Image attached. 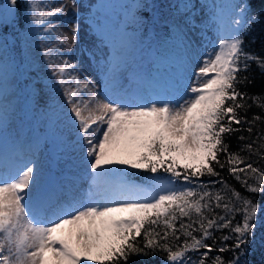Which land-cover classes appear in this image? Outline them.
<instances>
[{
  "label": "snow or ice",
  "instance_id": "6c2138e0",
  "mask_svg": "<svg viewBox=\"0 0 264 264\" xmlns=\"http://www.w3.org/2000/svg\"><path fill=\"white\" fill-rule=\"evenodd\" d=\"M8 2L13 7L18 4V0ZM71 3L76 6V0ZM196 7V0H186L177 6L179 19L164 21L169 36L186 54L195 47L189 33L197 26ZM235 7L238 12L229 34L219 36L202 58L186 55L179 77L165 95L145 94L122 83L126 72L130 81L137 80L126 58L135 33L121 29V43L113 46L107 70L112 96L107 99L98 97L91 81L81 84L73 75L78 66L70 60L61 58L56 63L57 50L48 48L45 55L55 83L35 77L29 85L30 98L41 120L66 131L59 139L69 153V170L63 182L45 190L33 159L10 167L9 153H0V264H129L132 256L158 253H166L164 264H206L213 251L234 254L227 261L215 255L211 264H247V245L255 240L264 206L223 180L216 181L222 185L218 192L197 183L204 176L219 177L216 166H227L249 192H264V169L240 154L264 160V131L251 137L254 126L264 123V115L249 119L246 114L253 106L264 112V95H249L239 87L251 83L241 73L248 72L253 62L264 72V56L250 54L243 47L245 28L250 29V22L259 16L248 15V4ZM27 10L26 38L29 32L57 31L54 18L63 16L67 5L27 0ZM133 22L139 28L151 20L134 18ZM4 23L0 19V27ZM79 33V25H72V45ZM0 41L6 37L0 35ZM57 43L69 45V39L64 35ZM8 48L6 42L0 43L5 80ZM24 60L21 49L20 63ZM61 96L63 103H58ZM14 111L5 88L0 92V132H7ZM236 133H241L239 141L250 142L241 144L239 151H230L228 139ZM73 168L90 178L87 189L79 187V177L71 175ZM137 172L149 174L142 184L128 178ZM249 179L255 182L249 184ZM224 192H231V197ZM217 208L225 215L216 214ZM238 213L241 221L234 224ZM223 229L230 231L223 241L234 239L231 247L206 243L210 239L215 243L213 230ZM197 232L199 236L194 235ZM181 236L184 240L176 243ZM190 252L199 256L194 258Z\"/></svg>",
  "mask_w": 264,
  "mask_h": 264
},
{
  "label": "rangeland",
  "instance_id": "374dc122",
  "mask_svg": "<svg viewBox=\"0 0 264 264\" xmlns=\"http://www.w3.org/2000/svg\"><path fill=\"white\" fill-rule=\"evenodd\" d=\"M168 1L167 18L169 21L179 19L177 6L186 0ZM237 1L196 0L197 26L189 33L191 40L195 41V47L187 54L172 40L168 34L169 29L158 18V27L161 29L154 30L145 40L138 39L137 35L132 37L133 44L127 49L126 58L129 70L137 72V80L130 81L126 72L121 76L122 83L139 88L145 94H167L180 75L181 63L186 55L202 58L212 49L219 36L229 34L238 12L235 7ZM51 2L54 6L67 5L66 13L54 18L57 31L47 35L42 30L29 32L22 47L12 38L10 41H0L9 45L5 54L8 63L7 78L5 80V73L0 70V92L7 88V101L15 109L10 112L7 132H0V153H9L10 167L33 159L42 173V187L45 190L63 182L69 170V153L64 150L59 139L61 132L66 134V131L55 126L49 127L48 122L41 120L39 113L32 108L29 85L33 79L40 77L47 83L48 78H51V82L55 83V78L51 77L49 71L50 61L45 53L49 47L56 49V63H60L61 58L70 60L78 66L73 75L78 76L81 84L91 81L90 87L98 97L107 99L112 96L107 70L112 60L113 46L121 43V29L133 33L128 26L138 27L133 19L141 20L139 14L144 7L142 0H76L75 7L71 0ZM126 4L129 6H124ZM204 4L208 7H203ZM213 5L216 7H212ZM4 9L0 12V18L1 15L10 18L8 13L11 6L8 4ZM217 15L221 19H217ZM74 24L79 25L80 33L78 41L72 45L71 29ZM137 31L141 32L140 29ZM64 35L68 37L69 45L61 46L57 41ZM21 49L25 53L23 64L20 63ZM36 87L41 85L37 84ZM57 102L63 103L62 96L57 98ZM43 103L42 99L41 104ZM71 175L73 178L79 177L77 183L81 189L89 187L90 178L80 168H73Z\"/></svg>",
  "mask_w": 264,
  "mask_h": 264
},
{
  "label": "trees",
  "instance_id": "16d2710c",
  "mask_svg": "<svg viewBox=\"0 0 264 264\" xmlns=\"http://www.w3.org/2000/svg\"><path fill=\"white\" fill-rule=\"evenodd\" d=\"M133 1V0H132ZM144 7L140 10V18L142 21L151 20V23H148L144 27H135L133 25H129L128 28L137 35V38L140 40H145L148 36L154 31L159 30L161 27H158L159 22L157 19H160V23L164 24L165 20H169L168 16V0H142ZM9 4L8 0H0V12H3L4 6ZM239 4H248L250 5V10L248 15L258 14L259 18L250 22V29L245 28L244 30V49L250 54H256L259 56H264V0H238L236 5ZM124 6H129L126 4ZM158 15V16H157ZM5 21L4 25L0 27V35L6 37V41H10V38L16 40L18 45L21 47L25 43V29L29 28V12L27 10V0H18V4L16 5V14L13 17L7 18L5 15H1ZM16 21H19L18 26H16ZM140 29L141 32L137 30ZM241 75H247L251 83L247 85H240V90L242 92H247L249 95H264V72H261L256 63L251 64V68L246 73H241ZM248 103H252L248 101ZM247 117L251 119L253 115L259 114L264 115V112L258 107L253 106L251 109L246 110ZM241 115H245V112L242 111ZM264 131V123L258 122L253 129V133L251 137L254 138L257 133ZM245 136H249V133H242ZM241 135V133H236L232 137L228 139V143L231 145L230 151H239V147L243 143H248V141H239L237 137ZM242 156L246 157V162L252 163L255 167L264 169V160L259 159L256 155H249L247 152H241ZM223 159V156L221 157ZM243 167V165H241ZM217 171L220 173L219 177H209L204 176L197 183H203L209 185V190L213 192L222 191V185L217 183L216 181L223 180L226 186L234 189L239 192L242 196L249 197L254 200L257 204L264 206V192L259 194H253L249 192L241 183L232 176L228 167L225 166L224 169H220L216 166ZM130 172L134 170H129ZM148 173L137 172L135 175H131L128 178L130 180H135L139 182H144L143 178L148 176ZM164 175V174H160ZM243 175V174H241ZM255 181L253 179H249L248 183L253 184ZM224 194L228 197H231V192H224ZM233 203H236L233 200ZM237 207L239 205L237 204ZM216 214L224 216V210L222 208L215 209ZM260 226H258L255 240L252 244L247 245L249 254L246 257L247 264H264V213H261L259 216ZM241 221V214H236L233 223H237ZM187 222V221H185ZM179 226V225H178ZM194 235L199 236L200 233H194ZM213 235L216 237L215 243L213 240H207L206 243L213 245L215 248L220 247L222 244L225 246L231 247L234 243V239H229L228 241H223L221 238L225 235H230L229 229L223 230H213ZM184 240V237L181 236L180 241L176 243H181ZM203 251V250H201ZM239 251V250H237ZM221 255L224 259L230 260L233 256V252H224L217 253L213 251L209 254L210 259L206 262V264H211V257L215 255ZM188 255L192 257H198L199 253L190 252ZM166 257V253H158L155 256L149 255L147 257L144 256H132L130 258L129 264H164V259ZM241 259H245L241 257Z\"/></svg>",
  "mask_w": 264,
  "mask_h": 264
},
{
  "label": "water",
  "instance_id": "95a60500",
  "mask_svg": "<svg viewBox=\"0 0 264 264\" xmlns=\"http://www.w3.org/2000/svg\"><path fill=\"white\" fill-rule=\"evenodd\" d=\"M16 12V6H11L10 12L8 13L9 16L14 15Z\"/></svg>",
  "mask_w": 264,
  "mask_h": 264
}]
</instances>
